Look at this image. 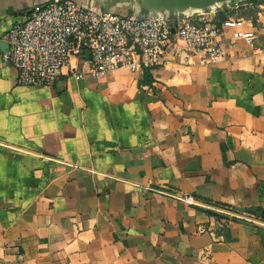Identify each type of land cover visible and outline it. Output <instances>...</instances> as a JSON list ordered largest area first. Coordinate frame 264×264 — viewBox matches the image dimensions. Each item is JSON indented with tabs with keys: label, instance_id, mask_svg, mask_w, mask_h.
<instances>
[{
	"label": "crops",
	"instance_id": "crops-1",
	"mask_svg": "<svg viewBox=\"0 0 264 264\" xmlns=\"http://www.w3.org/2000/svg\"><path fill=\"white\" fill-rule=\"evenodd\" d=\"M46 1L0 0V43ZM76 1L141 11L136 0ZM256 2L196 14L243 22L224 30L219 58L175 40L150 84H140L146 68L124 66L27 87L0 56V264H264Z\"/></svg>",
	"mask_w": 264,
	"mask_h": 264
},
{
	"label": "built area",
	"instance_id": "built-area-1",
	"mask_svg": "<svg viewBox=\"0 0 264 264\" xmlns=\"http://www.w3.org/2000/svg\"><path fill=\"white\" fill-rule=\"evenodd\" d=\"M200 13L142 16L76 0H47L10 27L0 56L16 68L17 84L27 87L51 86L62 75L98 79L124 66L134 72L153 69L165 63L168 50L180 39L206 57L219 58L224 55L222 33L243 18L195 22ZM243 36L251 42L256 37L253 32Z\"/></svg>",
	"mask_w": 264,
	"mask_h": 264
},
{
	"label": "water",
	"instance_id": "water-1",
	"mask_svg": "<svg viewBox=\"0 0 264 264\" xmlns=\"http://www.w3.org/2000/svg\"><path fill=\"white\" fill-rule=\"evenodd\" d=\"M140 6V12H133L142 16L153 13H170L173 15L187 13L188 10L203 11L216 4L231 2L232 6L241 4L244 0H136ZM256 2L258 0H249ZM8 44L6 41L0 43V48L5 51ZM258 216L262 215V210L258 206L245 209Z\"/></svg>",
	"mask_w": 264,
	"mask_h": 264
},
{
	"label": "trees",
	"instance_id": "trees-1",
	"mask_svg": "<svg viewBox=\"0 0 264 264\" xmlns=\"http://www.w3.org/2000/svg\"><path fill=\"white\" fill-rule=\"evenodd\" d=\"M145 83H149V84L152 83V77L149 72V69L147 68L145 69L144 78L140 79V84H145Z\"/></svg>",
	"mask_w": 264,
	"mask_h": 264
}]
</instances>
